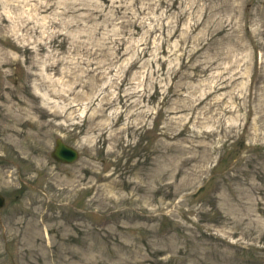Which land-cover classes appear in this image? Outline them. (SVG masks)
<instances>
[{
  "label": "rangeland",
  "instance_id": "obj_1",
  "mask_svg": "<svg viewBox=\"0 0 264 264\" xmlns=\"http://www.w3.org/2000/svg\"><path fill=\"white\" fill-rule=\"evenodd\" d=\"M0 194V264H264V0H0Z\"/></svg>",
  "mask_w": 264,
  "mask_h": 264
},
{
  "label": "water",
  "instance_id": "obj_2",
  "mask_svg": "<svg viewBox=\"0 0 264 264\" xmlns=\"http://www.w3.org/2000/svg\"><path fill=\"white\" fill-rule=\"evenodd\" d=\"M51 157L56 162L70 164L77 159L78 154L75 149L63 144L60 140H56L54 150L51 153ZM3 204H4V199L0 195V207H2Z\"/></svg>",
  "mask_w": 264,
  "mask_h": 264
}]
</instances>
